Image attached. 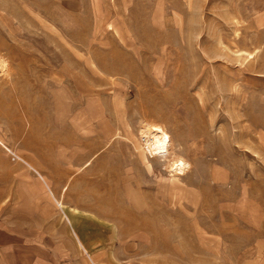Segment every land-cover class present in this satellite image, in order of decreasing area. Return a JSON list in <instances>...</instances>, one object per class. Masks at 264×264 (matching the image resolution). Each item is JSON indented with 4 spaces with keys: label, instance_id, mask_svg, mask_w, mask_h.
I'll return each instance as SVG.
<instances>
[{
    "label": "rangeland",
    "instance_id": "obj_1",
    "mask_svg": "<svg viewBox=\"0 0 264 264\" xmlns=\"http://www.w3.org/2000/svg\"><path fill=\"white\" fill-rule=\"evenodd\" d=\"M0 60V264H264V0H0Z\"/></svg>",
    "mask_w": 264,
    "mask_h": 264
},
{
    "label": "bare ground",
    "instance_id": "obj_2",
    "mask_svg": "<svg viewBox=\"0 0 264 264\" xmlns=\"http://www.w3.org/2000/svg\"><path fill=\"white\" fill-rule=\"evenodd\" d=\"M2 60H0V67H3L5 64V61H2ZM147 131H148V133H147L146 137H147V140L149 141V144H150V146L154 152H160L162 150H165L168 147V142H167V139L165 137V133H164L163 129H155V130H147ZM173 164H174V162H173ZM175 164H176V162H175Z\"/></svg>",
    "mask_w": 264,
    "mask_h": 264
},
{
    "label": "crops",
    "instance_id": "obj_3",
    "mask_svg": "<svg viewBox=\"0 0 264 264\" xmlns=\"http://www.w3.org/2000/svg\"><path fill=\"white\" fill-rule=\"evenodd\" d=\"M8 237H10L11 240ZM18 238L19 237L15 236V234L11 230H9L7 228V226H2V225L0 226V245L1 246H6L9 244L13 247L14 245L17 244ZM7 241H8V243H7Z\"/></svg>",
    "mask_w": 264,
    "mask_h": 264
}]
</instances>
